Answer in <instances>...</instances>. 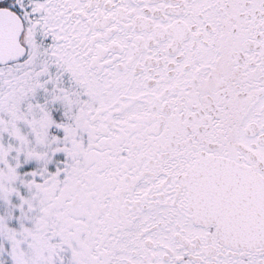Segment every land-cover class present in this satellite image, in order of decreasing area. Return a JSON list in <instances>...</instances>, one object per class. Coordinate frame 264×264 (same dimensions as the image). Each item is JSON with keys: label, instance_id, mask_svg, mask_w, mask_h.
<instances>
[{"label": "snow or ice", "instance_id": "snow-or-ice-1", "mask_svg": "<svg viewBox=\"0 0 264 264\" xmlns=\"http://www.w3.org/2000/svg\"><path fill=\"white\" fill-rule=\"evenodd\" d=\"M0 264H264V0H0Z\"/></svg>", "mask_w": 264, "mask_h": 264}]
</instances>
